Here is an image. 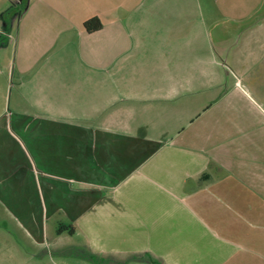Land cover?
Returning a JSON list of instances; mask_svg holds the SVG:
<instances>
[{"label":"crops","instance_id":"0c3cea01","mask_svg":"<svg viewBox=\"0 0 264 264\" xmlns=\"http://www.w3.org/2000/svg\"><path fill=\"white\" fill-rule=\"evenodd\" d=\"M78 1L0 10V264L14 253L34 264L53 216L99 253L123 243L152 264H264V0L218 42L196 14L170 13L184 0H112L90 15ZM94 16L102 27L88 32ZM235 29L237 78L221 79L213 49L225 54ZM75 50L92 70L79 79Z\"/></svg>","mask_w":264,"mask_h":264},{"label":"rangeland","instance_id":"374dc122","mask_svg":"<svg viewBox=\"0 0 264 264\" xmlns=\"http://www.w3.org/2000/svg\"><path fill=\"white\" fill-rule=\"evenodd\" d=\"M26 0H23V2L14 1V0H0V10L4 8L1 12H4V14L8 15L9 18H11L12 15L17 12H22L25 9V3ZM28 1V0H27ZM46 0H31L30 2V8L28 9L29 12H41V13H53L52 9H50L45 3ZM112 0H80L77 4L74 5V9L76 12H81L86 15H90L95 10L103 11L108 10V8L111 4ZM117 1V0H115ZM185 2L178 4L177 3H170L169 2V10L171 12H176L177 6L178 8H182L183 12L196 14L197 20L194 21L197 23L195 27H197L199 30H207L210 28V36H208L210 39H215L218 42V39L220 38V35H217L219 33H223V30H230L231 28H234L235 25H244L245 22L247 23L252 16H254L256 13H264V2L262 4V8L258 10L254 15H252L249 20H243V21H235L234 17L238 16L237 13H241L246 11L247 7L249 6L251 0H213V3L207 0H184ZM52 4H57L55 1H52ZM173 7V10L172 8ZM232 7V8H231ZM145 7L140 6L137 9L133 10L132 17L134 18V21L131 23L133 24H139L142 22L143 19H141V14L145 13ZM75 12V13H76ZM106 13H110L109 15L112 16L114 12L106 11ZM126 13H128L124 7L120 8V11L117 13L118 16H125ZM202 15V18L199 19L198 15ZM207 14V16L205 15ZM210 17L209 20H206L207 17ZM233 16V17H232ZM257 16V15H256ZM13 17V16H12ZM124 18V17H123ZM122 18V19H123ZM140 18V19H139ZM257 20L255 19L252 22V19L250 20V25L255 23ZM207 22V23H206ZM206 23V24H205ZM214 25V26H213ZM125 26L131 27L133 29H136L137 26H129V21H126ZM245 26V25H244ZM204 27V28H203ZM241 27V26H240ZM11 28L8 29L10 31ZM241 31L240 29H235L233 32L230 31L228 34L222 35V40L225 43V47L227 48V51L225 54H223L218 46L215 45L214 47V55L215 59L217 61V65L215 66L212 62L210 65L211 71L218 74L217 77H221V79H236L237 77L232 75V69H231V62L230 58H227V55L230 54V47L234 44H239L240 41L238 37V33ZM11 34L14 36L16 34V28L13 27L11 29ZM73 58H74V74H70L71 79H79V76L77 77V74H86L88 72H91L89 69H87L84 65L81 64V61L79 59V53L75 50L73 52ZM77 55V56H76ZM202 64L206 67L203 68H209V63L202 62ZM217 67L216 69H214ZM236 70V69H234ZM70 72L71 69H69ZM104 76L107 79H112L111 75H113V70L108 68L104 72ZM18 73H15L12 78L10 77V81L13 84V82H16V77ZM221 74V75H220ZM5 74L0 75V79L5 78ZM125 71L122 72L121 79H134V78H125ZM90 77H93L92 74H90ZM217 78V79H218ZM13 79V82L12 80ZM135 79H141V77H137ZM26 83H30L31 79H24ZM14 85V84H13ZM12 215L16 218V215L11 212ZM59 220L56 219V217L53 216L51 220L47 221V236H48V244L46 247H43L42 249L37 248L35 251H38L36 260L34 264H152L151 262V255L148 253H136V252H128V245H125L123 243H119L117 246L122 248V250L119 253L114 252H101L99 253L98 250L91 246V243L94 241V239H89L90 234L84 231V229L79 224V227L77 230L73 231V233H70L67 229L63 230L62 233L58 234L57 229L60 223ZM64 224V223H62ZM64 225H71V224H64ZM57 226V227H56ZM10 229L11 226H10ZM92 235V234H91ZM95 245V243H94ZM115 242L108 243V246H114ZM89 248V249H88ZM33 249V248H32ZM125 253V254H123ZM30 255V253L28 254ZM31 256V255H30ZM151 257V258H150ZM20 258V259H19ZM16 256V253H14V259L10 258L9 261L2 260L1 264H27L28 262L32 261L33 258L31 257L30 260H25L22 256ZM33 264V263H32Z\"/></svg>","mask_w":264,"mask_h":264},{"label":"trees","instance_id":"16d2710c","mask_svg":"<svg viewBox=\"0 0 264 264\" xmlns=\"http://www.w3.org/2000/svg\"><path fill=\"white\" fill-rule=\"evenodd\" d=\"M83 26H84L86 31L92 32V31L100 29L102 27V23L100 22L98 17L94 16V17H91V18L87 19L86 21H84ZM66 229L70 233H73V231H74L73 225L60 224L58 227V232H61V231L66 230Z\"/></svg>","mask_w":264,"mask_h":264}]
</instances>
